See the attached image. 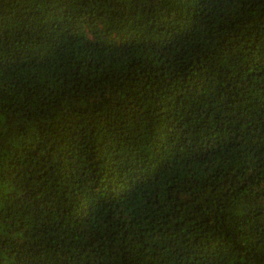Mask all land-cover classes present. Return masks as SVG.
I'll return each mask as SVG.
<instances>
[{
  "label": "trees",
  "instance_id": "16d2710c",
  "mask_svg": "<svg viewBox=\"0 0 264 264\" xmlns=\"http://www.w3.org/2000/svg\"><path fill=\"white\" fill-rule=\"evenodd\" d=\"M0 264H264V0H0Z\"/></svg>",
  "mask_w": 264,
  "mask_h": 264
}]
</instances>
